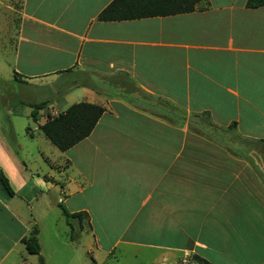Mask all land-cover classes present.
Returning a JSON list of instances; mask_svg holds the SVG:
<instances>
[{
  "label": "crops",
  "instance_id": "obj_1",
  "mask_svg": "<svg viewBox=\"0 0 264 264\" xmlns=\"http://www.w3.org/2000/svg\"><path fill=\"white\" fill-rule=\"evenodd\" d=\"M113 1L22 0L18 21L7 17L0 82L14 93L0 103L14 108L0 104L11 125L0 121V168L14 196L0 186V264H118L148 247L162 251L154 264H179L181 253L264 264V177L252 152L264 149V7L206 0L189 14L99 21ZM21 101L48 106L35 122ZM77 103L105 113L61 152L40 127ZM159 104L185 121L160 117ZM203 114L218 140L193 131ZM11 117L37 124L30 142H15ZM62 207L89 216L75 240ZM35 228L39 255L23 243ZM154 231L168 242L142 240Z\"/></svg>",
  "mask_w": 264,
  "mask_h": 264
},
{
  "label": "trees",
  "instance_id": "obj_2",
  "mask_svg": "<svg viewBox=\"0 0 264 264\" xmlns=\"http://www.w3.org/2000/svg\"><path fill=\"white\" fill-rule=\"evenodd\" d=\"M206 0H114L99 15V21L103 22H121L131 21L143 18L164 17L179 14H189L197 11L201 4ZM247 7L250 9L264 7V0H248ZM21 106H29L33 109L32 118L35 122L39 119V111L47 108L48 103H28L20 102ZM160 117L168 120L171 116L177 120L185 121V118L176 113V108L172 104H159L157 106ZM105 113V108L89 104L77 103L70 106L66 111L58 116L47 119L46 123L40 127L43 135L48 139L59 151L66 152L88 138L94 131L97 123ZM179 118V119H178ZM195 126L200 124V120L205 123L202 129L194 128L193 131L209 140L217 139L215 134L206 133V129L216 130L217 128L211 123L207 114L193 116ZM194 122V121H193ZM230 130H234L231 127ZM241 143L246 145H254L249 139H240ZM264 145V140L259 142ZM0 186L8 196H14L8 179L0 168ZM63 212L71 229V240H75L78 236L76 230H84V220L89 216L86 213H69L64 207ZM39 230L35 228L30 235L23 240L28 252L32 255L41 253V245L39 242ZM197 264H212L208 260L194 255ZM111 260H109L110 262ZM40 264H45L43 258ZM109 264V263H107Z\"/></svg>",
  "mask_w": 264,
  "mask_h": 264
},
{
  "label": "rangeland",
  "instance_id": "obj_3",
  "mask_svg": "<svg viewBox=\"0 0 264 264\" xmlns=\"http://www.w3.org/2000/svg\"><path fill=\"white\" fill-rule=\"evenodd\" d=\"M5 1L4 4H0V47L2 43H4V40H7V35L6 33H2V31H7L5 27L7 26V23L10 21L7 19V17L15 16L16 18L19 17L20 11H21V3L22 0H1ZM18 21V18L16 19ZM0 54L3 55V52H0ZM6 76H4V79L0 82V92L1 94L7 95V94H12L10 92V84L5 81ZM13 89V88H12ZM6 101V99H4ZM1 104V103H0ZM3 107H8L10 109L14 108V104L10 103L8 104L7 102H2L1 104ZM3 109L0 106V121L5 125L6 127L9 128L11 126L9 124V120L6 119V117H3L2 113ZM11 120L13 121V128L15 129L16 134H19V136H23L22 140L16 136L15 137V142L18 141H24V142H30L31 140L29 137H24L27 135L26 128L31 126L32 128L37 127V124L34 123L32 120L28 119L27 117H18L14 118L11 117ZM5 123V124H4ZM38 131L36 132V135H39ZM27 138V139H26ZM52 146V145H51ZM253 152V156L255 159V162L258 163L257 167L261 166V173L262 176L264 177V149H256ZM53 198L55 199V206H57V203L62 196L59 194H56L55 192L53 193ZM80 231L76 230V235H78ZM142 240L150 243V244H155V243H161V242H168V237L165 233H162L161 231H154V232H144L142 235ZM176 241L182 242V237H176ZM129 249V248H127ZM126 254L124 255V258L120 261L118 264H154L158 259H161L162 251L157 250L156 248L148 247V248H143L138 250V253L136 255L132 253V251L127 250L125 252ZM177 262L179 264H197L196 261L194 260L193 255H184L181 253L179 257H177Z\"/></svg>",
  "mask_w": 264,
  "mask_h": 264
}]
</instances>
